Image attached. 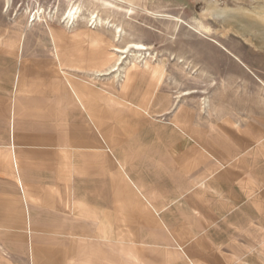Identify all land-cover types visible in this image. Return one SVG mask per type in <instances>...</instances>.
<instances>
[{
  "label": "rangeland",
  "instance_id": "obj_1",
  "mask_svg": "<svg viewBox=\"0 0 264 264\" xmlns=\"http://www.w3.org/2000/svg\"><path fill=\"white\" fill-rule=\"evenodd\" d=\"M75 2L83 12L100 9L93 17L106 19L105 28L80 25L71 31L64 15L60 23ZM114 2L0 0V77H20L16 103H5L9 112L0 133H6L19 105L28 125L37 123L50 133L66 129L85 140L83 147L71 148L64 174L70 188L63 194L79 201L70 209L86 217L67 224L80 231L55 238L43 231L47 223L21 225L22 237H4L0 231V254L10 250L5 252L9 264H264V198L257 200L260 211L248 206L239 214V209L225 213L224 200L236 201L235 192L253 186L252 176L226 174L223 160L211 159L222 132L229 131L223 115L238 104L245 108L247 94L263 87L264 47L257 39L258 47L249 44L244 35L255 33L241 24L209 13L210 8L258 11L264 0ZM40 8L47 15L58 11L56 20H46L43 9L42 19L33 21ZM111 24L126 31L120 41ZM136 42L148 45V65L130 54L118 77L105 74L119 56L114 47ZM57 55L60 62L54 60ZM134 61L141 68L130 70L124 86V70ZM66 79L85 90L86 101L75 99L77 107L64 94ZM158 96L168 97L169 104L155 105ZM34 111L40 113L36 119ZM177 114L185 132L173 122ZM70 121L83 125L63 127ZM89 136L96 141L89 143ZM258 163L264 170L263 156ZM48 177L60 183V175ZM255 178L264 194V173ZM208 179L218 193L206 192ZM18 187L26 205L24 188ZM14 193L11 184L0 185V194L9 197L5 202ZM254 213L261 222L246 221Z\"/></svg>",
  "mask_w": 264,
  "mask_h": 264
},
{
  "label": "crops",
  "instance_id": "obj_2",
  "mask_svg": "<svg viewBox=\"0 0 264 264\" xmlns=\"http://www.w3.org/2000/svg\"><path fill=\"white\" fill-rule=\"evenodd\" d=\"M115 1L133 5H136L138 2V0ZM76 6H80L78 2H75L73 4L72 10H70L72 7L67 8L61 14V17H59L60 23H64L62 20L64 13L66 15L64 16V20H66L69 10L71 11V14H73ZM42 9L40 8L38 11ZM99 12L100 9L91 10L89 8V11L83 12L82 18L75 22V24L65 23V25L68 29H71V31H74L80 25H87L92 29L105 28V26L103 27V25H100L98 22H96L95 27L91 26V24H88L90 20L93 21L95 19L93 15L99 14ZM53 13L54 14H52V12H49L47 15L46 10L44 9V14L45 16H47L46 20H48L47 18H49V20L51 21L56 20L55 16H57L58 11H54ZM94 23L95 22L93 21V24ZM109 28L114 31V39L116 41H120L121 39L118 40L117 38L116 27L109 26ZM50 37L53 40H56L57 38L55 33H53V31L51 30ZM130 44L131 43H128L125 46H128ZM113 50L116 51L115 47ZM1 58L2 57H0V59ZM54 60L60 62V57L57 55L56 59ZM117 62L118 58L116 60V63ZM114 65L105 74L113 73L118 77L120 72L119 70H113ZM138 68H141V66L138 65L136 68L132 69H129V67L125 68L123 79V82H125L124 86L131 80V77L129 75L130 70H135ZM122 69H124V67H122ZM159 70V68H156L155 71L152 72L157 73ZM2 74H4V72H1L0 76ZM1 77L0 123L1 119L3 120V118L5 117L7 118L6 113L7 111L9 112V109L5 108V103L10 100H13L14 102V100L16 99V93H18L19 91L20 82V77L14 76V73L10 78ZM261 83L263 87H261L258 92L247 94V100L249 101V103L245 108L238 104L236 105L237 107H235V109L229 110L228 115H223L222 125L228 127L229 131L227 133L225 131L222 132V144L216 150L217 152H214L215 149H212L211 151V153L213 154L211 156L212 160L214 158H221V160H223V165L225 166L224 172L226 174H250L252 176L251 179L253 182L251 183H253V186H249L245 190H239V192H235L236 197L238 198L236 201L229 200V198H227L228 201L223 199V203H225L228 207L224 208L225 213L227 214H230L231 211H235L236 209H239V211L237 212V214H239L241 210L243 211L244 208H248V206L252 207L253 210L255 209L256 211H260L259 201L257 202V200L264 198V194H260V188L259 190L257 188V182L259 181H255V175L264 173L262 166L259 165L260 163H258V160L262 158V156L264 157V81H261ZM66 84L67 86H64V88L66 89L64 94L66 98L70 100V103H75L73 105L76 106V102H74L75 99L80 103L86 101V99L83 97L85 90H83L79 85L75 84L70 79H66ZM169 102L170 99H168V97L165 98L163 96H158L156 98L155 105L163 107L167 106ZM75 106L73 107L75 108ZM19 107V105L13 107L14 111H12V115H10L11 121L10 125L8 124L9 128L7 129L6 133H0V176L3 175L0 177V181H3L0 182V185L4 186V184H11L14 187L15 192L14 195L10 198V203L8 199L5 202V199L8 196H2L0 194V231H3L4 237H15L17 233H19V236L22 237L23 232L21 231H26L25 224H27L28 222L33 223V225L38 223H47L48 227L44 228L43 231L46 230V232H50L53 238H55L54 235H56V233L62 235V233L66 234L65 232H69L70 230L80 231L77 226H74L72 228L67 224L74 223L71 221H75V218L76 221L79 220L81 222H86V217L84 216V214L82 215L79 210L77 211L79 212L77 214L72 212L70 208L74 207L75 205L79 206V201L76 204L75 200L68 198L63 194V192L65 189L68 188L69 190L70 188V184L68 185V183L64 182V174L68 173L67 171L70 167L69 160L71 159V155L73 154L71 148H74V146L83 147L82 144L85 140L83 141L79 139V136H74V134L71 132L67 133L66 129L53 130L52 128L50 133L46 132L44 127L37 126V123L31 122L32 124L28 125L26 119H24V117L20 113ZM10 109L12 110V108ZM36 111H34L33 115L35 119L37 118L38 114H40ZM173 122L175 126H177L181 131L185 132L182 120L178 117V114L177 116H175ZM73 123L74 122L71 121L67 122L63 127L67 128L71 125H83ZM93 124L95 125L94 122ZM2 125L5 126L4 120ZM225 135H228V137L226 138ZM88 139L89 140L87 141L89 143H91V141H96L95 137H93L92 140L91 136H89ZM71 143H73V145ZM12 147L14 149H12ZM260 154L262 155L260 156ZM118 163L120 164V166L122 165L119 161ZM243 164L245 165L244 167H242ZM224 172L221 176V178L223 179L226 177ZM37 174L41 177H39ZM51 174L60 175V183L51 182L48 177V175ZM126 176L134 184L137 190L140 191L138 186L134 183L127 172ZM13 178H15V180ZM208 180H206L205 189L206 192L211 195L213 193V190L215 191L217 190V188L215 187L212 179ZM19 184H21L24 188L26 205L22 203L21 194L19 193L18 187ZM225 190L226 188L222 187L221 198L224 197L226 199L228 195L225 194ZM144 197L148 200L145 195ZM255 213L253 215H248L250 217L246 221L250 223L261 222V219L255 218ZM59 221H61L63 224L54 226ZM21 225H25V229L22 230ZM5 248H7V246H5ZM79 250H85V248L81 247ZM7 251L10 250H3V253L0 254V264H9L10 259L5 255V252Z\"/></svg>",
  "mask_w": 264,
  "mask_h": 264
},
{
  "label": "bare ground",
  "instance_id": "obj_3",
  "mask_svg": "<svg viewBox=\"0 0 264 264\" xmlns=\"http://www.w3.org/2000/svg\"><path fill=\"white\" fill-rule=\"evenodd\" d=\"M112 3H113V1H112ZM104 5H106V4H104ZM72 9H73V7L70 10H72ZM70 10H69V13H68V15L66 17V20L68 21V23L75 24V22H77L80 18H82L83 9H82L81 6H76L75 9H74V13L73 14H71ZM209 13L212 14V15L224 16L226 19H228L227 23L230 24V25L234 24L236 22L241 24L246 32L248 31V32H250V34L251 33H253V34L255 33L254 37H252V36L246 37L244 35L245 40L249 44H251V45H253L255 47H258L257 42L255 40V39H257L259 41V44H261V46L264 47V5L260 6L258 11L249 10L248 8L247 9L242 8L240 10H238V9L237 10H219V9L210 8ZM39 15H40V17H39ZM64 16H66L65 13H64ZM42 17H43V9L40 10V11L35 12V14L33 15V21H36V19H38L40 21L42 19ZM95 17H96V19L93 20V21L94 22L98 21V23L100 25L101 24L103 25V23L107 22L106 19H103L100 16H95ZM98 23H97V25H98ZM111 26H112V24L110 25V27ZM116 31H117L118 40H120L121 37H123L126 34L125 33L126 31L124 32V30L121 27H117L116 26ZM115 50L119 53L118 62L114 65V68H113V70H116V71L122 69V64H123L124 59L127 58L130 54H131L130 56L134 57L135 60L137 58L142 57V61L143 60L145 61V65H148L147 56L152 57V53L151 52H147L148 51V47L145 44L138 43V42L131 43L130 45L125 46L124 48L116 47ZM137 66H138L137 62L134 61V62H132V66H131L130 69L136 68Z\"/></svg>",
  "mask_w": 264,
  "mask_h": 264
}]
</instances>
